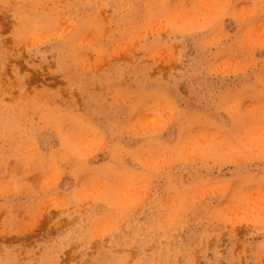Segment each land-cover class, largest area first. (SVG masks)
I'll return each mask as SVG.
<instances>
[{
	"label": "rangeland",
	"instance_id": "rangeland-1",
	"mask_svg": "<svg viewBox=\"0 0 264 264\" xmlns=\"http://www.w3.org/2000/svg\"><path fill=\"white\" fill-rule=\"evenodd\" d=\"M0 264H264V0H0Z\"/></svg>",
	"mask_w": 264,
	"mask_h": 264
}]
</instances>
